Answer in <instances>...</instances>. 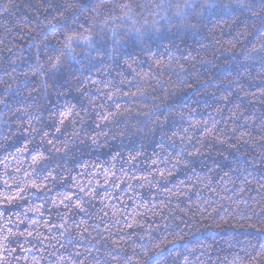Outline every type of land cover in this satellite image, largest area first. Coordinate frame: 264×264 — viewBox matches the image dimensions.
Instances as JSON below:
<instances>
[{
  "label": "trees",
  "instance_id": "obj_1",
  "mask_svg": "<svg viewBox=\"0 0 264 264\" xmlns=\"http://www.w3.org/2000/svg\"><path fill=\"white\" fill-rule=\"evenodd\" d=\"M0 264H264V0H0Z\"/></svg>",
  "mask_w": 264,
  "mask_h": 264
}]
</instances>
